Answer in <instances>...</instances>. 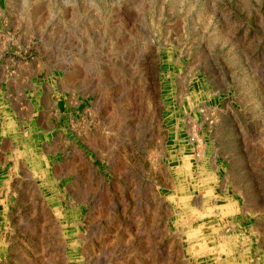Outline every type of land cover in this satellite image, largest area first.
<instances>
[{"label": "rangeland", "instance_id": "1", "mask_svg": "<svg viewBox=\"0 0 264 264\" xmlns=\"http://www.w3.org/2000/svg\"><path fill=\"white\" fill-rule=\"evenodd\" d=\"M0 264H264V0H0Z\"/></svg>", "mask_w": 264, "mask_h": 264}, {"label": "crops", "instance_id": "2", "mask_svg": "<svg viewBox=\"0 0 264 264\" xmlns=\"http://www.w3.org/2000/svg\"><path fill=\"white\" fill-rule=\"evenodd\" d=\"M0 123H1V121H0ZM1 125V124H0Z\"/></svg>", "mask_w": 264, "mask_h": 264}]
</instances>
